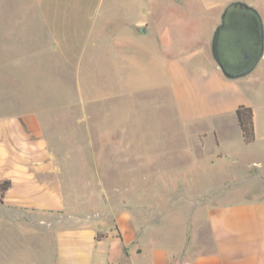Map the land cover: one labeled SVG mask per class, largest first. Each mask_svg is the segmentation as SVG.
<instances>
[{"label": "rangeland", "instance_id": "obj_1", "mask_svg": "<svg viewBox=\"0 0 264 264\" xmlns=\"http://www.w3.org/2000/svg\"><path fill=\"white\" fill-rule=\"evenodd\" d=\"M139 6L129 16L116 0H0V110L25 127L24 118L36 116L64 187L72 184V206L104 215L132 180L163 181L167 188L144 181L135 188L142 210L167 212L173 227L192 230L188 203L170 197L195 190L204 213L217 201L241 200L253 153L240 141L218 160L212 149L190 147L185 133L195 128L178 119L163 62L154 59L160 22ZM137 22L149 23L146 34L133 31ZM197 228L207 240L206 223Z\"/></svg>", "mask_w": 264, "mask_h": 264}, {"label": "crops", "instance_id": "obj_2", "mask_svg": "<svg viewBox=\"0 0 264 264\" xmlns=\"http://www.w3.org/2000/svg\"><path fill=\"white\" fill-rule=\"evenodd\" d=\"M237 1L256 10L263 46L251 69L229 78L211 45L223 10ZM140 3L160 22L154 59L163 62L178 119L195 128L185 133L194 140L190 147L212 149L218 160L243 143L253 153L245 159L250 192L241 200L217 201L206 213L196 209L200 197L195 190L170 197L188 203L191 230L173 227L167 212L153 216L142 210L135 188L144 180H132L122 192L127 196L98 216L72 206V184L64 187L60 162L36 116L27 115L25 127L20 117L0 110V181H10L0 193V264H264V0H116L129 16L141 10ZM132 26L144 35L149 23ZM242 60L249 58L245 54ZM242 104L252 108L254 139L249 143L235 114ZM68 176L71 180L72 173ZM144 182L166 186L163 181ZM199 220L208 227L207 240L198 232ZM6 235H15L18 242L6 241ZM34 235L37 242L30 241Z\"/></svg>", "mask_w": 264, "mask_h": 264}, {"label": "water", "instance_id": "obj_3", "mask_svg": "<svg viewBox=\"0 0 264 264\" xmlns=\"http://www.w3.org/2000/svg\"><path fill=\"white\" fill-rule=\"evenodd\" d=\"M144 32L145 28H141ZM263 30L261 20L244 10L240 3L232 4L226 11L223 26L212 42V55L223 74L234 78L238 71H248L262 54ZM249 58L242 60L243 55Z\"/></svg>", "mask_w": 264, "mask_h": 264}, {"label": "trees", "instance_id": "obj_4", "mask_svg": "<svg viewBox=\"0 0 264 264\" xmlns=\"http://www.w3.org/2000/svg\"><path fill=\"white\" fill-rule=\"evenodd\" d=\"M235 3L242 4L244 8H246L247 10L254 13L256 16H258V14L254 8H252L251 6H248L247 4H245L243 2L237 1V2L229 3L222 12L221 21L217 25V27L214 31L212 42L215 40V37H216L219 29L221 28L222 24H223L225 13H226L227 9L232 4H235ZM235 114H236L237 123L240 127L244 142L249 143V142L253 141V139H254V128H253V120H252V108L250 106H246L243 104L239 105L235 110ZM9 186H10L9 180H1L0 181V193H3Z\"/></svg>", "mask_w": 264, "mask_h": 264}]
</instances>
